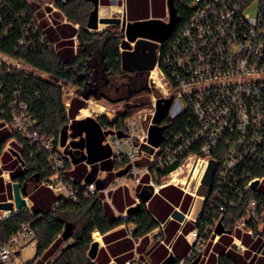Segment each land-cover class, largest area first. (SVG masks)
<instances>
[{"label": "built area", "instance_id": "2783aa9c", "mask_svg": "<svg viewBox=\"0 0 264 264\" xmlns=\"http://www.w3.org/2000/svg\"><path fill=\"white\" fill-rule=\"evenodd\" d=\"M255 4L256 14L251 15L249 10ZM189 6L193 8V14L164 57L160 56L159 48L155 67L159 85L154 83L150 74L147 77L148 88L159 90L161 95L153 99L149 112L139 111L124 121L123 129H111L107 143L116 161L115 171L121 169L123 159H128L129 170L125 174L136 182L147 175L145 187L153 191L157 187L159 173L171 170L160 179V183H166L172 180L175 171L180 170L181 187L184 192H188L187 187L199 162L203 161L204 167L197 185L209 161H215L217 167L212 185L207 195L200 197L204 202L201 213L205 212L202 215L204 219L200 216L195 227L185 235L190 250L177 264H191L198 256L202 260L207 243L218 239L216 228L219 223L223 226V217L231 209L240 211L233 231L260 238L262 243L257 255H262L264 0H190ZM161 60L169 77L159 66ZM1 63H6L8 69L30 70L25 64L2 55ZM158 98L172 99L169 119L186 113L191 117L188 124L184 125L183 132L154 148L147 142V132ZM18 106L17 111L13 109L12 120L7 124L13 132L30 136L32 142L40 141L43 145L51 171L45 186L60 199L77 201L78 191L83 190L85 196L99 194L101 202H107L108 193L115 188L116 181L106 188H100L94 181L77 186L70 184L66 172L67 165L71 166V158L65 152L66 146H60L59 136L55 142L53 139H41L39 129L30 135L31 120L27 105L20 103ZM65 106L68 109L69 103H65ZM103 109L100 114L109 119L116 118L120 113L115 109ZM119 131L122 137H118ZM68 142L69 139L66 145ZM255 182L257 184L253 188ZM57 204L58 201L53 206ZM30 207L27 201V208ZM8 216L0 215V220ZM127 216L126 212L122 215L123 218ZM132 234L130 229L128 238L133 244V256L124 264H142L137 250L138 239ZM33 239V229L28 224L22 225L8 241L0 242V262L12 264L15 248ZM231 247L240 252L247 249L237 238L233 239Z\"/></svg>", "mask_w": 264, "mask_h": 264}, {"label": "trees", "instance_id": "16d2710c", "mask_svg": "<svg viewBox=\"0 0 264 264\" xmlns=\"http://www.w3.org/2000/svg\"><path fill=\"white\" fill-rule=\"evenodd\" d=\"M38 1L0 0V55L30 68L29 71L8 69L6 63H1L0 122L10 123L13 109L17 111L18 105L24 103L31 120L30 135L39 129L41 139H53L55 142L61 129L68 125L70 144L79 149L80 154L70 152L76 167L71 171L67 165L66 176L72 175L75 181L70 184L77 186L82 179L86 183L95 181L98 170H109L111 163L116 164L113 157L110 160L108 146L103 144L107 132L105 130L114 127L123 129L127 118L151 105L148 75H129L121 69L119 46L123 33L117 30L118 26L112 25L96 32L87 29L86 24L92 9L89 0H56L57 12L65 17V21H58L54 17L53 21L41 17L38 19L41 8ZM189 3L190 0H174L178 22L171 35L161 43V57L169 51L170 44L192 16L193 8ZM74 37L77 39L75 50ZM159 66L169 77L162 60ZM123 75L127 76V83L121 86V91L116 92L118 96L115 98L126 103L124 110L116 118L109 119L105 115H99L94 118L75 119L78 111L86 106L81 97L87 91L97 87L106 76L120 78ZM67 85L73 86L76 92L70 99L68 109L62 90ZM131 99L135 100L129 103ZM190 117L186 113L172 119L167 117L163 121L162 124L167 125L163 145L175 134L183 132ZM11 137L20 145L24 171L15 180L28 186L32 205L0 220V242L8 241L22 225L28 224L34 231V239L26 245L34 243L35 256L26 264H47L54 256L56 257L51 264H95L87 257L95 230L105 234L122 224L132 223V236L139 240L157 227V221L141 201L135 213L123 218L116 216L108 204L101 202L99 194L85 196L83 190H79L77 201L58 198L45 186L51 177V171L40 141L32 142L30 136H23L18 132H13ZM6 142V139L0 141V157ZM85 163L90 166L89 171ZM120 168L123 170L120 174L128 172V159H123ZM169 171L171 170L159 173L156 181L159 183ZM114 177L108 173L105 182L96 183L99 186L106 185ZM56 201L58 204L53 206ZM114 201L118 205V201ZM239 217L240 211L229 210L223 217L225 231H233ZM68 223L73 227L68 238L64 240L62 233ZM68 240L72 242L61 248L63 242ZM233 262L226 254L221 255L218 260V264ZM256 264H264V257H258Z\"/></svg>", "mask_w": 264, "mask_h": 264}, {"label": "crops", "instance_id": "0c3cea01", "mask_svg": "<svg viewBox=\"0 0 264 264\" xmlns=\"http://www.w3.org/2000/svg\"><path fill=\"white\" fill-rule=\"evenodd\" d=\"M121 11V16L125 15L126 21L129 22L147 19H160L166 23L170 22L168 0H99V15L101 17L107 15L113 16ZM115 16L119 17V15ZM48 20L53 21V16L52 18H48L47 21ZM99 26L103 25L100 24ZM75 27H78V25H75ZM73 41L75 50L77 47L75 37ZM54 46H56L55 43ZM81 99L83 100V97H81ZM83 101L87 103V100ZM88 108H90V106ZM82 109L83 108L78 111L75 119H84L90 117L92 113H95L91 112L90 114L82 115ZM105 131L107 132L103 144L108 146L110 150V160L112 161V150L107 143L112 130L107 129ZM12 133L13 131L7 123L0 122V141L4 139L7 140L0 157V202L13 200L12 184L19 182L16 181L15 178L24 172L20 157V145L11 137ZM68 139V144H70L69 130ZM75 150H78L80 154L79 149L75 148L73 152ZM65 152L71 158V166L69 169L73 171L75 170L76 163L74 162L75 164H73L72 161L74 160L71 154L67 152V147L65 148ZM85 164L89 171L90 166L87 163ZM115 168V165L111 163L109 170H98L94 182H105L108 173L115 176L106 185L102 184V186H99L97 183L96 184L100 188H106L116 181V186L108 193V201L105 203L113 209L116 216H122L129 207L139 203V194L142 189L145 188L148 176L144 175L141 177L140 182H136L129 175L124 173L120 174V171H123L122 169L115 171ZM67 177L70 181H75L72 175L67 174ZM84 181L85 180L82 179L79 183H86V181ZM181 184L182 181L173 180L166 183L159 182L155 190L152 191L149 200L144 203L146 209L157 221L158 225L144 239L138 240L137 250L142 264H161L170 254L177 262L183 259L190 250V245L185 235L190 233L195 227L197 219L201 216L204 202L202 198L194 196L192 193L184 192ZM21 187L25 190V198L31 206L32 202L29 199L30 193L27 191L29 190L28 186H23L21 184ZM114 199L118 201V205L115 204ZM122 208H124L123 211ZM173 211L182 213L184 215L183 221L171 217ZM133 228L134 224L130 223L128 225L122 224L105 234H100L95 230L94 232L99 234V238L95 239L92 233V241L98 243L97 255L93 262H95V264H124L126 260L130 259L133 256V244L128 238V231ZM234 238L239 239L247 247L246 251H236L231 247ZM157 242H159V244L155 247ZM261 243L262 240L260 238H253L240 231L223 233L219 235L216 241L207 243L202 260L199 264H218L219 257L223 254L233 259L234 262L232 264H246L248 260H250L249 264H256L258 257H264V255H257L254 257L256 254L254 252L259 250ZM256 245H258V247H256Z\"/></svg>", "mask_w": 264, "mask_h": 264}, {"label": "water", "instance_id": "95a60500", "mask_svg": "<svg viewBox=\"0 0 264 264\" xmlns=\"http://www.w3.org/2000/svg\"><path fill=\"white\" fill-rule=\"evenodd\" d=\"M92 3V9L89 13L86 27L92 32L99 31V25L106 26L116 25L120 27L123 33V39L120 42L121 52V69L127 74L146 73L153 70L158 63V51L162 42H164L172 33L176 23L178 22L177 11L174 6V0H168V9L170 11V22L166 23L160 19H147L141 21L129 22L126 21L125 15L121 17H101L99 15V0H89ZM49 10V9H47ZM95 95V90H89L83 95V100H88L90 96ZM172 104L171 98H158L155 101V112L152 118V123L147 132V142L150 146L157 148L165 140L164 131L167 125H163V121L168 117V112ZM69 126L63 127L59 133L60 146L65 147L68 140ZM122 132H118V137H122ZM75 155L79 154L78 150L74 151ZM204 167L203 161H200L190 181L187 191L194 193L196 196L204 197L207 195L210 186L212 185L213 176L216 170L215 161H209L205 173L198 184ZM256 182L252 184L255 188ZM26 192L22 189L19 182L12 184V201L0 202V210H16L14 213L27 208V200L25 199ZM152 195V190L145 187L140 192V201L145 203ZM140 207V204L129 207L126 214L135 213ZM12 213V214H14ZM11 215V214H10ZM9 215V216H10ZM171 217L183 221L184 215L180 212L173 211ZM73 225L68 223L62 233V238L66 240L71 232ZM230 233L225 231L221 223L216 228V234ZM159 244L157 242L155 247ZM98 251V243L92 241L90 244L87 257L92 261L96 258ZM260 250H257V256ZM264 255V249L261 252ZM200 256H198L191 264H199ZM176 261L170 254L161 264H174ZM115 264V263H110Z\"/></svg>", "mask_w": 264, "mask_h": 264}, {"label": "rangeland", "instance_id": "374dc122", "mask_svg": "<svg viewBox=\"0 0 264 264\" xmlns=\"http://www.w3.org/2000/svg\"><path fill=\"white\" fill-rule=\"evenodd\" d=\"M55 1L56 0H39L38 1V5H40L41 8H40V10L38 12L37 18L39 19V17H41L44 20H47L48 18H52V16H53L54 18L58 19V21H64L65 17L62 14H59L57 12V9H56V6H55ZM47 9H49V10H47ZM249 11H250L249 14L255 15L256 11H257V5L255 4L254 8H252ZM121 14H122V11L121 12H117V14H115V15H119V17H121ZM47 15H49V16H47ZM115 15H113V16L112 15H107V16H103V17H116ZM110 26H112V25L100 26L99 27V29H100L99 31H102L104 29H108ZM117 30L121 31L119 26L117 27ZM129 75H132V74H129ZM62 90H63L64 102L65 103H67V102L69 103L70 99L73 96H75V94H76L75 88L73 86L67 85V86H63ZM92 90H93V88H92ZM160 95L161 94H160L159 90H157V89L151 90V94H150V102H151V104H152L153 99L159 97ZM99 96L100 95L97 93L94 97L91 96L87 101H89L90 104H93V105H96V106H99V107L108 108L110 110L111 109H115L118 112H121L122 110H124L125 103H126L124 100L123 101L117 100V98H115V97H112L111 99H113V100H110V98H106V97L103 98V97H99ZM134 100L135 99H131V101L129 103H132ZM89 103L88 102L86 103V107H88ZM150 108H151V105L145 107L144 109H142L140 111L149 112ZM99 115H101V114L95 112V113H92V115L90 117L94 118V117H97ZM66 147H67V152L68 153L73 152V150L75 149L71 144H67ZM71 242H72V240L64 241L62 246H61V248L66 247ZM34 256H35V245H34L33 242H31V243H29V244H27L25 246L15 248L12 264H26L27 262L32 260L34 258ZM55 257L56 256L52 257V260ZM51 261L48 264H51Z\"/></svg>", "mask_w": 264, "mask_h": 264}, {"label": "flooded vegetation", "instance_id": "af4514ba", "mask_svg": "<svg viewBox=\"0 0 264 264\" xmlns=\"http://www.w3.org/2000/svg\"><path fill=\"white\" fill-rule=\"evenodd\" d=\"M127 83V76L122 77L106 76L103 78V82L93 87L95 95L98 93L101 97L112 98L118 96L116 92L121 91V86ZM124 87V86H123ZM113 95V96H112Z\"/></svg>", "mask_w": 264, "mask_h": 264}, {"label": "bare ground", "instance_id": "6f19581e", "mask_svg": "<svg viewBox=\"0 0 264 264\" xmlns=\"http://www.w3.org/2000/svg\"><path fill=\"white\" fill-rule=\"evenodd\" d=\"M101 25H103V24H101ZM99 27H100V26H99ZM149 74H150V77L152 78V80L154 81V83H156V84L159 85L160 80H159V78H158V76H157V70L154 68L153 70H151V71L149 72ZM89 104H90V103H89ZM103 111H104L103 107H99V106H96V105L90 104V108H88V107H87V108H83V109L81 110V114H82V115H87V114H90L91 112L101 113V112H103ZM74 156H75V155H74ZM72 162H73V164H75L74 161H72ZM179 172H180V170H177V171H175V172L173 173V175L171 176L173 181H181V179H180V175H179ZM84 182H85V181H84ZM15 211H16L15 209H14V210H4V211H0V215H1L2 217H6V216H8V215L14 213ZM93 237H94L95 239H98V238H99V234H98L97 232H94V233H93Z\"/></svg>", "mask_w": 264, "mask_h": 264}]
</instances>
